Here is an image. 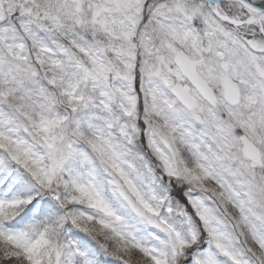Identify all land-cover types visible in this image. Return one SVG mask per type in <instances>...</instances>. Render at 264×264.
<instances>
[{
  "label": "snow or ice",
  "instance_id": "6c2138e0",
  "mask_svg": "<svg viewBox=\"0 0 264 264\" xmlns=\"http://www.w3.org/2000/svg\"><path fill=\"white\" fill-rule=\"evenodd\" d=\"M0 264H264V0H0Z\"/></svg>",
  "mask_w": 264,
  "mask_h": 264
}]
</instances>
